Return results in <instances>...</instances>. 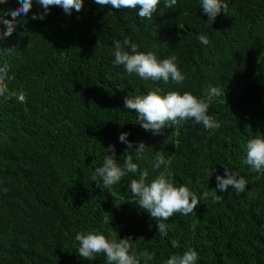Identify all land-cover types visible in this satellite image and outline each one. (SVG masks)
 <instances>
[{
    "label": "trees",
    "instance_id": "16d2710c",
    "mask_svg": "<svg viewBox=\"0 0 264 264\" xmlns=\"http://www.w3.org/2000/svg\"><path fill=\"white\" fill-rule=\"evenodd\" d=\"M223 2L227 13L211 26L200 0H177L171 9L161 0L151 20L138 17V9L117 11L94 0L71 15L52 6L44 20H33L44 10L32 0L27 15L17 17L16 30L0 39V66L6 63L14 77L9 95L0 97V264H106L103 254L93 261L78 255L81 231L131 236L138 257L155 253L148 264H165L189 249L198 253L196 264H264V174L244 163L248 140L264 136V0ZM21 6L6 0L0 11ZM200 34L208 45L198 41ZM124 39L158 59L174 55L184 83L144 81L114 65L113 41ZM207 85L221 92L209 107L221 127L211 132L189 120L154 135L137 123L135 110L124 108L125 97L157 87L161 94L206 99ZM121 133H129L133 162L148 171L147 182L159 174L152 162L163 151L176 185L200 198L194 213L165 221V237L159 221L130 202L128 184L139 173L111 189L91 179L111 154L104 150L109 145L123 166ZM139 142L146 145L141 160L134 154ZM225 168L247 180L245 192L229 186L217 191L220 202L202 198L216 189V176L227 178Z\"/></svg>",
    "mask_w": 264,
    "mask_h": 264
},
{
    "label": "clouds",
    "instance_id": "9594fccd",
    "mask_svg": "<svg viewBox=\"0 0 264 264\" xmlns=\"http://www.w3.org/2000/svg\"><path fill=\"white\" fill-rule=\"evenodd\" d=\"M4 2L6 0H0V3ZM94 2L102 7L110 5L117 11L120 9L136 11L138 9L136 11L138 17L151 20L157 13L161 0H94ZM20 3L21 7L0 11V26L3 27V30L0 31V39L10 36L16 30L17 17L21 14L27 15L32 7V0H20ZM36 3L44 11L38 15L34 14L32 19L44 20L49 14L50 7H60L66 14L71 15L73 11L78 13L82 10L84 0H36ZM163 3L166 8L171 9L177 4V0H163ZM200 9L208 17V21L205 23L211 26L221 12L227 13L228 5L223 0H200ZM197 39L202 45L210 43L204 34L198 35ZM113 43V64L123 66L129 75L135 74L144 81H163L165 85L170 81L176 85L184 83L186 77L178 68L174 55L158 59L153 52H139L137 45L130 43L128 39L116 40ZM8 72L9 67L6 63L0 66V97L9 95L8 83L14 77H9ZM162 91L157 87L147 91V95L124 98V108L136 111L137 123L144 130L152 131L154 135H158L165 128L178 130L189 120L194 121L195 124L203 125V128L210 132L221 127L220 123L209 115V107L213 98L219 97L221 94L217 87L207 85L203 88L206 99L197 98L190 92L181 94L178 91H169L166 94H161ZM19 99L23 100V95ZM128 135L129 133L119 135V141L127 146L123 154V166L117 163L114 145H109L104 150L111 154L105 155L102 166L94 169L91 179L94 182L100 179L105 189H111L128 174L139 173V178L131 179L128 184L133 197L130 202L147 212L153 220L159 221L156 224L158 234L165 237L169 231V225L165 221L176 214L188 216L194 213L200 203V198L186 185H176L174 173L169 168L171 159H166L163 151H157L152 162L153 170L158 171L159 174L150 183L147 182L148 171L140 170L138 165L133 162V144L128 141ZM145 148L146 145L139 142L138 147L134 149L137 160L144 159ZM244 163L251 172L264 174V136L257 135L248 140ZM161 168H163L162 171ZM213 172L214 169L211 176ZM225 175L226 179L223 176H216V189H213L211 193L204 191L202 198L207 199L211 195L214 202H220L222 197L216 195L217 191L227 192L229 186H232L237 194L245 192L248 183L246 179L227 168H225ZM250 195H254V193H250ZM190 229L195 232L196 225L193 223L190 225ZM75 240L78 242V255L88 261H93L98 255L103 254L106 257V264H141V258L144 264H148L155 256L154 252L144 251L138 257L134 251L137 240L134 241L131 236L117 239L116 231L112 232L111 239L95 231H81L76 234ZM171 243L173 248L179 246L175 240ZM197 260V251L189 249L182 254L172 255L165 261V264H196Z\"/></svg>",
    "mask_w": 264,
    "mask_h": 264
}]
</instances>
